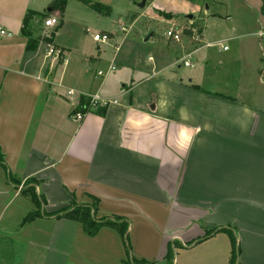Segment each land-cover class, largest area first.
I'll return each instance as SVG.
<instances>
[{"label":"crops","instance_id":"0c3cea01","mask_svg":"<svg viewBox=\"0 0 264 264\" xmlns=\"http://www.w3.org/2000/svg\"><path fill=\"white\" fill-rule=\"evenodd\" d=\"M45 1L0 0V27L8 31L0 39V153L12 177L0 195L19 196L33 178L27 188L44 197L46 212L94 197L95 217L125 218L131 255L148 264H166L173 241L182 264H230V232L235 264H264V91L254 84L260 72L253 71L251 82L238 74L235 95L203 87L206 64L196 82L185 83L155 61L146 74L139 67L137 79L117 74V91L106 95L99 86L90 89L97 71L91 64L92 79L66 89L55 82L57 56L47 55L51 38L35 33L38 23L50 27L34 18L57 12H45ZM28 11L35 13L28 26L36 40L31 50L22 34ZM195 50H186L187 57ZM66 62L63 55L62 68ZM68 89L74 93L67 95ZM89 94L111 102L78 120L74 109ZM42 218L77 227L76 221Z\"/></svg>","mask_w":264,"mask_h":264},{"label":"rangeland","instance_id":"374dc122","mask_svg":"<svg viewBox=\"0 0 264 264\" xmlns=\"http://www.w3.org/2000/svg\"><path fill=\"white\" fill-rule=\"evenodd\" d=\"M91 1L102 3L108 13L92 10L81 0H46L44 11L53 7L57 23L44 28L38 22H43L46 15L34 18L38 23L35 33L39 38H51L50 42L44 40L59 50L53 64L57 66L55 82L60 79V86H82V81L85 86L93 77V64L102 75L95 76L90 89L96 91L99 86L100 94L109 95L117 91V74L137 79L139 67L146 74L155 61H160L169 65V76L182 78L185 83L192 77L196 82L200 68L206 64L200 76L203 87L235 95L240 93L238 74L246 73L251 82V74L258 71L260 83L254 75V84L263 93L264 0ZM141 2L143 6H138ZM168 27L178 32L179 41L166 38ZM95 33L106 34L108 39L96 42ZM206 43L212 45L207 47ZM182 47L196 50L187 57ZM46 48L45 43L39 45L38 62ZM63 55L67 62L62 68ZM183 58L192 66H184ZM50 59H44L43 72ZM252 61H256V67H251ZM111 65L114 70H109ZM7 176L0 165V187L8 186ZM32 205L25 194L11 200L0 195V264H132L125 234L106 226L89 234L78 222L74 231V227L42 217H36L34 224L22 222ZM69 231L71 234L64 238L63 233ZM182 254L181 248L175 247L173 264H182Z\"/></svg>","mask_w":264,"mask_h":264},{"label":"trees","instance_id":"16d2710c","mask_svg":"<svg viewBox=\"0 0 264 264\" xmlns=\"http://www.w3.org/2000/svg\"><path fill=\"white\" fill-rule=\"evenodd\" d=\"M82 3L89 6L92 10H95L99 13H108L105 9V6L102 3L99 2H93L91 0H81ZM35 15L34 12L28 11L27 14L24 17V27L22 34L27 38V49L31 50L35 47L36 40L32 39L31 33L28 28L29 20ZM105 108V106H100L96 109V112L100 113L101 110ZM74 110H77V112L80 113H87L89 112V98L88 96H81L78 105ZM0 165L4 168L5 173L8 174L7 178L12 181V177L9 175L8 168L3 162L2 155L0 153ZM37 181L33 178L25 180L24 184L26 186L25 189L21 190L19 193V196H23L25 194L26 197L30 200V202L33 204V209L25 216L23 217L22 222H31L36 217H53L55 219H68L73 220L78 223H81L85 230L89 231V234L94 233L96 230H98L100 227L106 226L116 229L121 235L125 234V240L127 241V251L130 250V244L128 242V239L126 237L127 228H128V221L125 220V218H122L120 216L116 215H110V216H103L101 218H96V212H97V199L94 197H91V203L90 204H77L74 201L70 202L66 206H63L59 209H56L52 212H46L43 210L42 205L45 203V199L41 194H36L34 191V188L29 186L27 188V185H30L31 183H36ZM19 184V182H17ZM26 192H29L30 195H27ZM225 230V229H223ZM218 231L217 228L211 229L205 232L204 236L202 238H205L206 236L215 233ZM231 236V242H232V250H231V258H230V264H235L236 256H237V249H236V242L234 235L230 232ZM200 238V239H202ZM174 242V241H173ZM173 242H170L167 246V252L165 255L166 264H172L173 261V250L177 246H173ZM175 245V243H174ZM132 264H148L145 260H138L135 258H131Z\"/></svg>","mask_w":264,"mask_h":264},{"label":"built area","instance_id":"2783aa9c","mask_svg":"<svg viewBox=\"0 0 264 264\" xmlns=\"http://www.w3.org/2000/svg\"><path fill=\"white\" fill-rule=\"evenodd\" d=\"M57 23V19L53 18V17H48L47 19H45L43 21V25L45 27H52L54 24ZM120 29L123 31L125 30L124 27H120ZM8 35V31L3 28L0 27V38L4 37ZM165 36L168 39H171L173 41H178L179 40V34L177 31H175V29L173 27H168L165 31ZM93 39L96 42H105L108 39V36L106 34H98L95 33L93 35ZM211 44H207V46H210ZM224 49V48H223ZM54 54L55 56H57L59 54V50H57L56 48H54L53 46H50L48 51H47V55H52ZM183 65L186 67H190L192 66V63L189 62L188 60H183ZM114 66L111 65L109 67V70H113ZM96 75L100 76L102 75V72L100 70L96 71ZM74 92L71 89H68L66 91L67 95H72ZM89 98V110H96L98 107L100 106H107L111 100L107 99V98H103L101 97L99 94H89L87 95ZM113 102H115V100H112ZM85 115V113H80V112H75V114L73 115L76 119L80 120L82 119V117Z\"/></svg>","mask_w":264,"mask_h":264},{"label":"water","instance_id":"95a60500","mask_svg":"<svg viewBox=\"0 0 264 264\" xmlns=\"http://www.w3.org/2000/svg\"><path fill=\"white\" fill-rule=\"evenodd\" d=\"M143 4H144V2H141L138 6H143ZM186 17H187L188 19H191V18H192L191 15H186Z\"/></svg>","mask_w":264,"mask_h":264}]
</instances>
